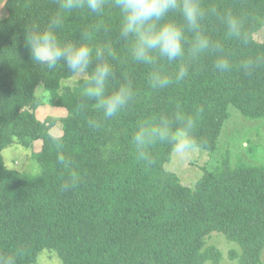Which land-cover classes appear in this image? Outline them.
<instances>
[{
    "label": "trees",
    "instance_id": "obj_1",
    "mask_svg": "<svg viewBox=\"0 0 264 264\" xmlns=\"http://www.w3.org/2000/svg\"><path fill=\"white\" fill-rule=\"evenodd\" d=\"M239 16L253 48L229 45L240 58L264 50L254 34L264 28V0H205ZM0 17V255L18 252L17 264H32L43 249L53 250L61 264H219L221 252L206 239L222 233L239 251L228 256L238 264H261L264 248V166L242 157L230 161L225 152L212 169L190 187L165 169L172 151L167 144L152 148L155 163H137L130 143L145 119L171 114L176 108L197 115L194 136L201 149L214 153L230 106L248 118H264V68L247 75L240 70L219 73L211 57L194 64L181 83L164 90L148 84L149 68L135 63L118 39L119 12L108 7L103 16L79 10L64 14L58 35L79 41L85 34L94 45L110 41L117 52L111 87L130 81L134 101L124 112L89 129L77 112L83 78L72 86L62 65L47 70L30 59L24 32L44 28L58 11L57 0H6ZM177 20L179 17H175ZM100 26V27H98ZM222 35L215 20L206 23ZM174 71L176 65H165ZM41 85L53 105L66 109L59 120H39ZM88 116L98 115L89 109ZM61 125V137L75 161V187L63 191L69 175L59 167L50 147V129ZM32 153L39 171L27 175L5 166L2 150L12 142Z\"/></svg>",
    "mask_w": 264,
    "mask_h": 264
},
{
    "label": "clouds",
    "instance_id": "obj_2",
    "mask_svg": "<svg viewBox=\"0 0 264 264\" xmlns=\"http://www.w3.org/2000/svg\"><path fill=\"white\" fill-rule=\"evenodd\" d=\"M58 11L44 28L31 27L24 32V43L30 59L53 71L62 65L77 80L83 78L81 102L77 112L89 129L99 130L105 122L117 117L133 103L135 93L130 81L111 87L114 64L119 58L110 41L94 45L87 34L79 41H63L58 32L63 27L64 14L87 10L103 16L108 7L119 12L118 39L127 45L131 60L148 67V84L153 90H164L183 82L194 64L211 57L219 73L240 70L247 75L264 68V50L237 58L229 45L236 43L253 48L244 21L231 11H221L205 0H57ZM175 17H179L177 20ZM215 20L222 26L216 37L206 28ZM100 27V26H98ZM175 64L174 71L165 65ZM89 109L98 115L88 116ZM197 115L176 108L171 114L145 119L131 135V146L137 163L151 167L155 163L152 148L169 145L181 159L201 150L202 142L194 136ZM56 164L69 175L61 188L67 191L78 183L75 161L67 152L61 137L50 139ZM18 252L0 255V264H17Z\"/></svg>",
    "mask_w": 264,
    "mask_h": 264
},
{
    "label": "rangeland",
    "instance_id": "obj_3",
    "mask_svg": "<svg viewBox=\"0 0 264 264\" xmlns=\"http://www.w3.org/2000/svg\"><path fill=\"white\" fill-rule=\"evenodd\" d=\"M5 1L0 0V17L6 15ZM258 41H264V28L254 34ZM77 79L70 77L62 81L63 85L72 86ZM39 85L36 94L43 99L42 104L36 109L35 114L39 120L46 117L60 119L66 115V109L53 105L47 95L42 92ZM230 117L226 120L219 139L216 151L212 154L201 149L191 156L181 159L173 152L170 161L165 163L167 171L175 173L181 183L192 187L202 176L205 169H212L218 163L221 156L228 152L230 161L234 162L237 157L264 166V118H248L243 116L235 107L230 106ZM53 136H60L61 125L57 123L50 129ZM41 147V140L33 143L31 148H26L17 142H12L5 147L1 154L6 167L23 174L33 175L39 171L38 162L32 157V153ZM207 245L215 246L221 252L219 264H238L228 256L230 250L239 251L238 245L225 238L222 233L212 232L206 239ZM32 264H61L57 253L53 250L43 249L39 252L36 261ZM205 264H212L210 261ZM261 264H264V248L261 253Z\"/></svg>",
    "mask_w": 264,
    "mask_h": 264
}]
</instances>
